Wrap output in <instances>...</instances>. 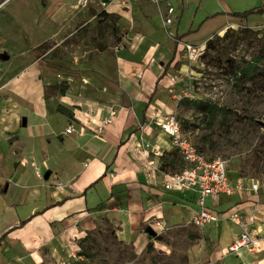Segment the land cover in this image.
I'll return each mask as SVG.
<instances>
[{
  "label": "crops",
  "instance_id": "1",
  "mask_svg": "<svg viewBox=\"0 0 264 264\" xmlns=\"http://www.w3.org/2000/svg\"><path fill=\"white\" fill-rule=\"evenodd\" d=\"M165 1L173 6L171 1L190 0H160ZM1 3L0 53L9 58L0 62V264H70L78 241L104 219L141 251L152 220L161 222L159 236L191 225L198 211L195 195L167 191L160 176L149 180L144 171L152 148L165 153L164 169L178 171L172 169L171 138L150 115L175 110L184 94L181 43L176 52L163 50L157 37L142 35L131 46L81 51L75 41L79 29L84 28L83 40H100L91 25H101L103 11L120 13L132 2L116 0L106 7L99 0L87 6L80 0ZM221 12L232 17L228 9ZM113 108V121L97 134ZM70 125L75 131L67 133ZM146 142L151 147L143 153ZM230 175L240 178L235 169ZM206 204L221 220L198 230L201 240L191 241L174 263L264 264V242L252 251H229L241 230L227 218L241 211L264 234V183L258 194L222 193ZM159 248L173 254L166 244Z\"/></svg>",
  "mask_w": 264,
  "mask_h": 264
},
{
  "label": "rangeland",
  "instance_id": "2",
  "mask_svg": "<svg viewBox=\"0 0 264 264\" xmlns=\"http://www.w3.org/2000/svg\"><path fill=\"white\" fill-rule=\"evenodd\" d=\"M131 2L129 8L120 13L105 12L100 15L98 21L101 25H91L89 30H95L93 34L97 31L100 40H94L93 36L90 42L83 40L81 30L84 28L79 29L81 33L76 35V40L74 38L79 42L78 50L96 45L99 48H114L120 43L131 46L142 35H146L145 40L157 37L163 50L166 47L174 50L178 38L179 42L188 40L200 46L202 53L193 62H189L182 51L181 63L186 65V73H183L181 88L185 92L192 87V96L177 100L176 112L182 130L208 157L225 158L231 169L237 168L244 176L264 183V14H250L249 20L263 22L249 25L245 23L248 18L226 17L227 14L221 12L224 8L244 11L263 5L264 0L171 1L176 12L171 15L174 19L170 25L165 23L170 16V4L166 1ZM231 20L239 22L223 27ZM244 66L249 67L246 75L238 73L235 76L233 70ZM64 88L62 84L60 92ZM186 98L207 100L214 105L228 107L232 112L225 115L217 111L215 115H206L186 103ZM171 158L174 161L173 170L185 166L178 153ZM198 230L202 228L192 224L171 227L157 239L147 236L148 244L141 251L140 245L125 238L114 222L104 219L96 230L78 241V252L69 263L175 264L177 260L174 256L183 259L189 243L201 240L202 234L200 232L199 235ZM165 244L172 249V255L168 256L165 250L159 248L165 247Z\"/></svg>",
  "mask_w": 264,
  "mask_h": 264
},
{
  "label": "built area",
  "instance_id": "3",
  "mask_svg": "<svg viewBox=\"0 0 264 264\" xmlns=\"http://www.w3.org/2000/svg\"><path fill=\"white\" fill-rule=\"evenodd\" d=\"M92 0H80L81 6H87ZM116 0H99L101 6L106 7L108 4ZM123 4H127L133 0H120ZM159 3L160 0H151ZM170 4V2H168ZM3 3L0 4V7ZM174 7L170 4L168 7V16L165 23L170 25L173 23L171 15ZM183 56L189 61L197 60L201 55V47L190 42H183ZM1 62V60H0ZM192 87L184 92V96H192ZM116 110L113 108L109 116L105 117L98 126L97 134H101L104 126L113 121ZM151 121L165 132L172 141L173 147L181 156L185 166L178 171H170L163 168L160 158L163 152L158 148H152V151L145 154L144 171L149 180H154L160 176L161 184L167 191L173 192H192L196 197L198 211L193 214L189 224L203 228L210 224H218L221 216L207 207L206 200L210 196L217 197L222 193L232 194L234 192H254L258 194L261 183L255 178H247L240 176L234 180L230 171L232 170L229 161L222 157H208L201 151L192 138L185 134L182 130L180 120L176 109L170 112L155 111L150 115ZM75 131L73 125L68 126L67 133ZM142 147V146H141ZM150 142L144 144L142 152L149 151ZM113 175V174H112ZM58 187L62 188V184L58 183ZM257 210V207H255ZM228 220L241 230L240 236L229 247L230 252H237L242 248L254 250L257 246L264 242V234L252 226V219H247L241 211L235 210L228 215ZM159 220H152L150 227L155 231L161 227Z\"/></svg>",
  "mask_w": 264,
  "mask_h": 264
},
{
  "label": "trees",
  "instance_id": "4",
  "mask_svg": "<svg viewBox=\"0 0 264 264\" xmlns=\"http://www.w3.org/2000/svg\"><path fill=\"white\" fill-rule=\"evenodd\" d=\"M102 13H105V11H103ZM252 13L264 14V4L261 5V6H258V7H254V8H251V9L244 10V11H231L230 12V14L232 16L240 17V18H248V16L250 14H252ZM180 43H181L180 51L181 52L183 51L184 44L181 41L179 42V38H178L176 40V44H175V52H176V47H178V45ZM209 47H210V42H208V44H207V48H209ZM248 69H249L248 66H244V67H239V68L234 69L233 72H234L235 76H237L238 73L240 75L244 76V75H246ZM184 97L185 96H182L181 99L184 98ZM185 101H186V103H188L191 106H193L196 110H198L201 113L206 114V115H210V114L215 115L217 111H221L225 115L232 112L228 107L217 106V105H214L213 103H211L210 101L203 100V99L192 100V99L186 98ZM69 114L72 115L71 112ZM198 148L201 150L200 147H198ZM176 153H177V151H176ZM166 159L167 158H166L165 153H164V155L162 156V160L166 161ZM234 169L236 171H238L240 176L246 177V176H244L242 174V172L239 169H237V168H234ZM247 178H251V177H247ZM257 180H259V179H257Z\"/></svg>",
  "mask_w": 264,
  "mask_h": 264
},
{
  "label": "water",
  "instance_id": "5",
  "mask_svg": "<svg viewBox=\"0 0 264 264\" xmlns=\"http://www.w3.org/2000/svg\"><path fill=\"white\" fill-rule=\"evenodd\" d=\"M8 58L9 56L5 52L0 53V60H7ZM145 232L152 239H157L159 237L158 233L152 227H148Z\"/></svg>",
  "mask_w": 264,
  "mask_h": 264
}]
</instances>
